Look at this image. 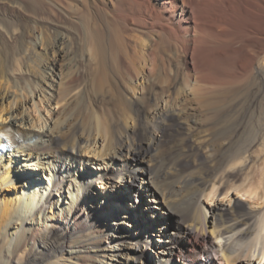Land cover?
<instances>
[{
	"label": "bare ground",
	"instance_id": "obj_1",
	"mask_svg": "<svg viewBox=\"0 0 264 264\" xmlns=\"http://www.w3.org/2000/svg\"><path fill=\"white\" fill-rule=\"evenodd\" d=\"M54 2L52 57L0 72V189L29 186L0 199V264H143L150 247L157 264H264V0ZM125 182L185 219L131 224L129 244L108 206Z\"/></svg>",
	"mask_w": 264,
	"mask_h": 264
},
{
	"label": "rangeland",
	"instance_id": "obj_2",
	"mask_svg": "<svg viewBox=\"0 0 264 264\" xmlns=\"http://www.w3.org/2000/svg\"><path fill=\"white\" fill-rule=\"evenodd\" d=\"M54 1L55 0H44L43 5L40 6L39 2H42V0H39V2L38 0H29V1L28 0H0V23L2 25V29L0 33V59H1L0 60V66H1L0 72L2 71V66L7 64L6 66L10 70L12 67L14 68V69L12 68L13 70H16V69L22 70L23 72L21 73L17 72L18 75L20 74V76L30 75L25 72L26 70L25 68H27L28 66H30L31 68V71H30L31 73H38L40 69V68L38 69V67H40L38 64L41 63L43 58L48 55L52 57V55H50L49 53H46L43 48L45 44L46 45L48 44V41L50 38H47L48 36L46 37L45 31L41 28L44 23L42 21L47 20L49 22L53 18V11L55 10L54 8L56 6L54 4L55 3ZM51 2L52 4H50ZM62 2L65 3V0H61L60 2V4L63 7H65V5H63ZM56 3H59V0ZM38 10H42V11H38ZM63 17L64 19H62ZM60 21H62L63 24L68 27L67 17H65L63 13L60 17ZM8 24L13 25L10 27L11 29L8 27ZM39 30L41 31L42 34L44 33V35H40ZM74 37L75 38L73 39V41L70 44L71 46L69 45V47H72L73 51L79 52L80 47L82 46H80L79 44L80 40H78V37L77 36H74ZM76 44H78V46ZM56 59H57V62H56L55 70L53 73L55 74L54 78L56 82L58 83L60 77L62 78L63 76H65V71H67V68H65L67 66L66 63H68L69 61L67 59H62V58L59 59L58 56H56ZM62 74L63 76H61ZM31 77L30 78L33 82L39 83V78L34 79L33 75ZM56 87L61 88L60 90H62L63 86H61L60 84H55V88ZM48 89L49 88H47V95L48 93L50 94V92L52 91V87H50L51 90L50 89L48 90ZM44 104L45 102H43V106ZM42 111L45 112L44 108L42 109ZM138 123H140V121H138ZM203 123H205L204 117H203ZM204 125H207V124L205 123ZM31 132H39V131L35 128V130ZM53 147H54V144L52 143L51 144L52 150H53ZM164 147L163 146L161 147L162 150L160 149V152L164 151ZM40 156L42 155H39V158ZM37 161L38 159L33 160V162H31V165H30L31 167L24 165L25 167L24 172L28 173L31 177L33 176L32 173L39 172L38 169L37 170L33 169V166H34L33 163ZM13 166H14L13 168H16L15 164ZM43 171H44L43 173H46L45 169ZM17 172L21 173L22 171L18 169L17 171L16 170L14 171V173H17ZM117 176H118V173H113L112 178L109 181L114 182V180L118 178ZM18 180L15 182L16 184H12V185L9 184L8 186H4L0 189V199L8 200V198H11L12 196H14V192L12 191L15 189L14 186H17L19 190H22L23 186L25 188H29L28 184L24 185V183L20 181L18 182ZM27 181L28 180L26 179V183H28ZM158 181L159 182L157 183L161 182L160 184H158V186L161 185L160 188L162 186L165 187V185L163 184L161 180H158ZM103 183L105 182L95 181L93 183V189L103 190L102 188L99 187V185H103ZM120 185H121L120 194L117 193L115 196H112L110 201L108 200L109 202L108 206L112 209V211H116L119 214L121 213L122 216L125 215V213H128L127 218L122 217L123 227L121 225V228H123L124 231H127L129 233V236H128L129 244L134 245L137 241L138 233L137 234L135 233L134 235V230L132 229L134 225L135 226L139 225L141 228L145 230H149L148 229L149 224L152 222V220H154L155 218H158V221L163 222L165 225H167L165 227H162L164 230L165 229L172 230L176 228L178 225H180L185 219V213H184L185 211H183L182 208H180L179 210L177 209V211H172L170 213H161V216H160L158 209L152 208V206H150V204L148 203V200H147L148 196L146 194L143 195V193L140 194V193L135 192L134 186L130 185V182H127V183L125 182L124 184H120ZM131 224H133V226ZM139 234H141L142 238L146 237L142 233V231ZM149 237L156 238V236L153 234L149 235ZM157 254L158 253H156V248L154 247L145 249L143 251V264H157L159 261L158 256H156ZM173 260L175 262H179L176 256H174Z\"/></svg>",
	"mask_w": 264,
	"mask_h": 264
}]
</instances>
